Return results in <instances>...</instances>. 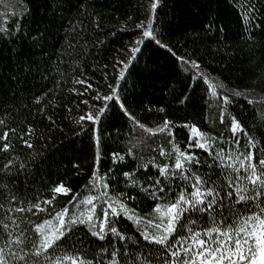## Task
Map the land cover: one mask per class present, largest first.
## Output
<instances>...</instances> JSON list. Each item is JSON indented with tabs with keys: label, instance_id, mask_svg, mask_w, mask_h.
I'll return each instance as SVG.
<instances>
[{
	"label": "trees",
	"instance_id": "trees-1",
	"mask_svg": "<svg viewBox=\"0 0 264 264\" xmlns=\"http://www.w3.org/2000/svg\"><path fill=\"white\" fill-rule=\"evenodd\" d=\"M153 2L0 0V28L6 30L0 33V120L5 121L0 125V133L16 130L9 139L13 151L0 152V163L10 155L25 163L26 170L14 167V175L10 177V183L15 185L13 191L22 198V203L25 198L29 201L50 198L54 195L51 188L62 183L72 189V202H68V196L57 195L54 205L47 207L59 210L64 206L71 214L86 211L88 206L82 202L99 195L90 190V174L95 171L91 133H81L75 120L88 111V105L100 103L93 100L96 91L105 93L107 85L113 82L122 67L118 61L127 57L126 49L130 50L138 38L136 25L145 20ZM243 2L159 0L152 15L157 32L163 33L171 51L148 45L142 48L138 61L129 59L121 95L146 126L155 127L164 119L176 125L195 123L206 135L223 143L229 153L238 147L244 151L242 146L251 137L256 144L253 163L259 167V159H264V150H260L264 145V0H254L258 25L254 34L243 23L240 7ZM210 19L215 21L212 31H208ZM41 34L45 38L37 39ZM181 57H191L210 74L211 79L195 93L192 86L197 83L196 77L188 81L189 74L181 71ZM77 80L83 83H76ZM208 84H223L224 89H217L221 95L225 89L243 94L233 97L227 106V114L235 116L247 134H236L240 145L235 144L228 131L227 120L224 124L220 122L224 106L218 105L215 98L209 99L211 89L205 91ZM181 93L193 99L181 102L177 99ZM83 101H88V105ZM160 108L164 111H159ZM113 113L112 119L101 125L104 135L109 137L99 164L101 172L114 167L109 155L112 151L123 154L131 148L133 155L148 160L153 156L162 159L158 157L159 147L170 150V145L160 143L158 138L156 143H136L139 130H130L117 109ZM83 127L90 128V122H83ZM177 131L178 146L187 150L185 130ZM21 136L33 143L34 149L27 148L19 139ZM128 160L131 163V157ZM112 180L110 188L104 189L109 195L126 190L122 176ZM128 203L144 217L140 228L155 231L153 224L158 222V214L147 216L152 201L138 198ZM99 208L97 203V211ZM16 215L18 222L19 218L37 219L31 213ZM39 216L48 218L44 213ZM148 219L153 224H148ZM25 226L20 224L21 228ZM119 227L133 239L140 234L137 226L125 217L120 218ZM249 246L259 264V249L251 242ZM223 250L233 256L236 264H250L239 262L227 248ZM244 254L249 255L247 247Z\"/></svg>",
	"mask_w": 264,
	"mask_h": 264
},
{
	"label": "snow or ice",
	"instance_id": "snow-or-ice-1",
	"mask_svg": "<svg viewBox=\"0 0 264 264\" xmlns=\"http://www.w3.org/2000/svg\"><path fill=\"white\" fill-rule=\"evenodd\" d=\"M158 4L159 0L151 3L145 20L136 25L138 38L130 50L126 49L127 57L118 61L122 67L115 73L113 82L107 85V91H96L93 100L100 103L88 105V101H83L88 105V111L75 120L81 133H91L94 148L95 171L90 174V190L99 195L89 196L82 202L88 206L87 210L70 214L64 206L59 210L47 207L54 205L57 195L68 196V202H72V189L62 183L51 188L52 197L33 201L25 198L22 203V198L13 191L15 185L10 183V177L14 175V167L26 170L25 163L18 156L11 155L0 163V216L3 217L0 219V264H236L233 256L225 253V248L234 253L239 262L257 264L250 242L259 249V264H264V159H259V167L253 163L254 140L248 137L242 146L244 151L238 147L229 153L223 143L206 135L195 123L176 125L164 119L155 127L146 126L143 118L131 110L121 95L129 59L138 61L142 48L148 45L171 51L164 42L163 33L156 30L152 13ZM240 7L246 29L254 34L258 27L254 0H244ZM214 26L215 21L210 19L208 31ZM4 31L0 28V33ZM44 38L41 34L37 39ZM180 62L183 64L181 71L189 74V82L196 77L193 93L211 79L210 74L205 73L191 57H181ZM76 83L83 81L77 80ZM209 88V99L215 98L218 105L224 106L220 122L224 124L227 120L228 131L235 144L240 145L236 134H247L240 121L227 114V106L233 97L243 94L225 89L221 95L217 89H224L223 84H208L205 91ZM177 99L190 102L193 96L181 93ZM114 108L129 123L130 130H139L136 143H156L158 138L160 143L170 145V150L165 151L158 144V157L162 159L153 156L145 160L133 155L131 148L123 154L112 151L109 155L114 167L106 172L100 171L102 151L109 138L104 135L101 125L112 119ZM85 121L90 122V128L83 127ZM4 123L0 120V125ZM178 129L185 130L187 150L178 146ZM10 133L15 134L16 130L11 128L0 133V141H3L0 152L4 154L13 151ZM27 135L30 136L31 132ZM19 139L27 148L34 149L29 140L23 136ZM260 150H264V145ZM128 157H131V163ZM124 167L129 170H123ZM116 176L123 177L126 190L109 195L104 189L110 188L112 177ZM138 198L152 201L147 216L158 214L159 220L155 224L148 219L155 231L140 228L144 217L128 203ZM17 213H31L37 219L19 218L18 222ZM40 213L48 218L40 217ZM121 217L137 226L139 236L133 239L119 227ZM21 223L26 226L21 228ZM222 228L228 230L222 231ZM245 247L248 256L244 254Z\"/></svg>",
	"mask_w": 264,
	"mask_h": 264
}]
</instances>
